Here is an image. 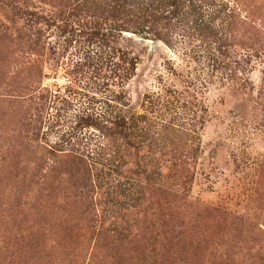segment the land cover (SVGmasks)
<instances>
[{"label": "rangeland", "instance_id": "obj_1", "mask_svg": "<svg viewBox=\"0 0 264 264\" xmlns=\"http://www.w3.org/2000/svg\"><path fill=\"white\" fill-rule=\"evenodd\" d=\"M0 264H264V0H0Z\"/></svg>", "mask_w": 264, "mask_h": 264}]
</instances>
